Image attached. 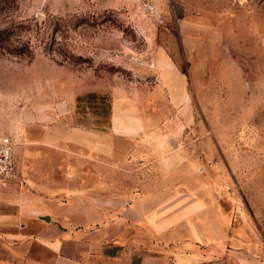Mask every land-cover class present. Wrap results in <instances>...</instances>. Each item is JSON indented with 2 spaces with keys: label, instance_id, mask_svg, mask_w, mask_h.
Masks as SVG:
<instances>
[{
  "label": "rangeland",
  "instance_id": "374dc122",
  "mask_svg": "<svg viewBox=\"0 0 264 264\" xmlns=\"http://www.w3.org/2000/svg\"><path fill=\"white\" fill-rule=\"evenodd\" d=\"M17 3L30 52L0 50V134L5 190L37 206L21 222L121 224L123 250L166 253L147 211L198 196L220 224L160 239L164 264H264V0Z\"/></svg>",
  "mask_w": 264,
  "mask_h": 264
},
{
  "label": "crops",
  "instance_id": "0c3cea01",
  "mask_svg": "<svg viewBox=\"0 0 264 264\" xmlns=\"http://www.w3.org/2000/svg\"><path fill=\"white\" fill-rule=\"evenodd\" d=\"M9 178L0 179V264H164L168 263L165 254L172 252L174 246H160V239L176 233L177 227L189 224L192 225L191 237L197 242L198 234L201 233L198 224H220V217L214 212V207L209 208L207 200L198 196L179 205L149 209L147 226L153 230L154 239L149 245L153 251L162 248L166 253L139 256L131 247L128 251L122 249L121 224H101L98 227L83 224L70 228L68 224L43 226L21 222V218L26 216L25 212L28 209L37 210V206L29 204L30 197L25 192L10 193L8 189L5 190L4 187L8 185L6 179ZM137 201H131V211L136 215L139 206L134 204ZM59 225L61 230L58 232ZM34 243L49 255L32 252L30 245ZM176 252L171 261L182 263L190 260V257Z\"/></svg>",
  "mask_w": 264,
  "mask_h": 264
},
{
  "label": "trees",
  "instance_id": "16d2710c",
  "mask_svg": "<svg viewBox=\"0 0 264 264\" xmlns=\"http://www.w3.org/2000/svg\"><path fill=\"white\" fill-rule=\"evenodd\" d=\"M17 6V0H0V50L19 55L30 52L31 35L26 32V29L29 28L28 25L14 19L13 14ZM33 26L36 27L37 22ZM50 30L55 34L59 27L55 24V27ZM36 31L37 29H35L34 34ZM43 37L44 35L40 39ZM37 38H39L38 35Z\"/></svg>",
  "mask_w": 264,
  "mask_h": 264
},
{
  "label": "built area",
  "instance_id": "2783aa9c",
  "mask_svg": "<svg viewBox=\"0 0 264 264\" xmlns=\"http://www.w3.org/2000/svg\"><path fill=\"white\" fill-rule=\"evenodd\" d=\"M14 169V143L12 139L0 134V179L9 178Z\"/></svg>",
  "mask_w": 264,
  "mask_h": 264
}]
</instances>
